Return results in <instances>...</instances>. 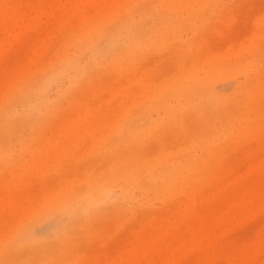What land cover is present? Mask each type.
<instances>
[{
    "label": "rangeland",
    "instance_id": "374dc122",
    "mask_svg": "<svg viewBox=\"0 0 264 264\" xmlns=\"http://www.w3.org/2000/svg\"><path fill=\"white\" fill-rule=\"evenodd\" d=\"M0 264H264V0H0Z\"/></svg>",
    "mask_w": 264,
    "mask_h": 264
},
{
    "label": "bare ground",
    "instance_id": "6f19581e",
    "mask_svg": "<svg viewBox=\"0 0 264 264\" xmlns=\"http://www.w3.org/2000/svg\"><path fill=\"white\" fill-rule=\"evenodd\" d=\"M114 30H115V28H113ZM108 32L109 33H107L108 34V38H109V40H108V44H107V47H109L110 46V44H113V46L115 45V43L117 44L118 43V40H119V38H117V36L115 35V33H114V31H112V28H110V30H108ZM116 39H118L116 42H114ZM113 42V43H112ZM120 42V41H119ZM118 44H120V43H118ZM106 47V48H107ZM114 48H116V45L114 46ZM109 49V48H108ZM108 49H105V51H107ZM110 51H112V49H110ZM109 51V52H110ZM120 51H122V50H119V52ZM108 52V53H109ZM118 52V53H119ZM68 65H69V63L67 62V61H63L62 63H60L55 69H54V74H58V73H61V72H63L65 69H67V67H68ZM45 81H44V83H47V81L49 82L50 81V78L48 77V76H46L45 77V79H44ZM197 88H200L199 90L198 89H196V87H190V88H188V89H186L185 90V92L183 93V95L184 96H186L187 98H189L192 94H194L195 92L196 93H199V92H201L202 90H203V88L202 87H197ZM198 90V91H197ZM194 91V92H193ZM192 94H191V93ZM195 93V94H196ZM189 95V96H188ZM175 96H178V95H175Z\"/></svg>",
    "mask_w": 264,
    "mask_h": 264
}]
</instances>
